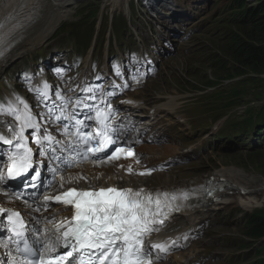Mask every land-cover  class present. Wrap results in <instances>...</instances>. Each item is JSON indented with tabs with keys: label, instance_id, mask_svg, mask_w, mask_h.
Wrapping results in <instances>:
<instances>
[{
	"label": "rangeland",
	"instance_id": "obj_1",
	"mask_svg": "<svg viewBox=\"0 0 264 264\" xmlns=\"http://www.w3.org/2000/svg\"><path fill=\"white\" fill-rule=\"evenodd\" d=\"M96 1L108 3L112 8L120 5L127 9L128 0L69 1L65 11L62 9L63 12H56L57 15L66 16L54 33L41 43L30 47L31 49L22 52L19 57L15 56L8 62L9 65H5L0 72V93L6 91L17 108H23L24 105L16 101L11 91L16 92L26 104H33L30 97H39L34 91L38 77L46 76L48 73L53 94L48 93L45 100L46 105L56 103L57 108L53 112L56 118L55 112L64 109L60 101L67 94L74 95L73 92L79 90L82 94L100 97L104 87L89 82L102 70L108 69L112 83L106 90H119L117 96L131 93V96L144 98L148 95L146 92L152 90L155 96H163L164 100L146 101L149 104L163 106L172 99L181 103L177 108L178 112L166 110L162 124L165 135L168 136L165 138L162 134L163 139L153 145L157 154L170 151L167 145L172 146L175 157L162 172L150 177L147 185L163 187V184L179 178L180 181L201 180L212 173L220 174L219 170L225 171L234 167L243 173V176H239V181L247 182L244 178L247 176L248 182L252 185H259L260 179L264 182V131L260 133L258 139L252 128L249 133L252 132L254 136L249 138V135L245 134L246 131L237 126L238 122L250 114V108L257 113L264 105V65L256 70L259 72L257 74L242 67L234 58L231 38L250 34V28L233 21L231 14L229 18H224L227 6L234 0H178L189 12L190 17L176 26L178 29L176 31L179 32L176 35L165 25L161 16H152L146 7L149 5L139 1L140 8L138 6L136 15L138 14L140 19L136 18V28H131L133 33L125 32L121 41L115 37L104 38L110 43V48L108 49L107 45L97 48L95 58L100 61L98 68L88 70L83 76L84 66L89 67L88 64L92 60L85 56L83 64L78 66L71 57V54L77 53L73 49L71 35L60 28L66 21L75 23L80 20L82 16L79 12L84 8L94 7ZM258 1L247 0V3L251 5ZM221 17L222 21H216ZM139 24L144 25L143 30ZM247 26L252 27V24ZM135 41L136 47L144 48L148 61L146 67V71L149 72L148 78L154 79L148 85V91L144 86L133 92L131 81L124 76L125 67L122 61H115V57ZM45 54L48 55L46 57L48 63L44 61L37 64L38 57ZM26 66L30 67V71L23 72L21 69ZM229 72L232 74H228ZM250 76L251 79L241 83L239 89L241 93H236L237 90L232 92L233 85ZM210 81L215 82L213 87L207 84ZM242 93L246 97H241ZM232 94L241 98H233ZM76 97L73 96V99ZM67 111L68 109L64 110L66 113ZM35 112L38 116L43 114L42 109ZM0 114L9 116L4 111ZM180 115H185L184 122ZM221 115H226L222 119V124L217 129H211V125ZM228 117H230L228 124L224 125ZM42 120L46 124L52 123L49 112ZM218 132L222 138L218 137ZM5 156V150H0L1 164H4ZM261 198L264 199V193ZM252 199L254 198L249 197L246 201ZM244 200L238 204L227 196L219 205L202 207L193 213V217L200 219L202 217V221L205 220L202 230L206 235L195 241L186 251L177 254V256L183 254L185 261L183 259L176 261L185 264H264V261L260 260L261 255H264V249L261 255L259 253V249L264 247V237L255 239L248 235V225L244 216L245 212H252L258 208L246 210ZM261 207L264 208V202Z\"/></svg>",
	"mask_w": 264,
	"mask_h": 264
},
{
	"label": "snow or ice",
	"instance_id": "obj_2",
	"mask_svg": "<svg viewBox=\"0 0 264 264\" xmlns=\"http://www.w3.org/2000/svg\"><path fill=\"white\" fill-rule=\"evenodd\" d=\"M117 74L119 73L117 72ZM48 87L45 84L43 91L37 90V95L46 99ZM86 91H90V89H86ZM57 95L59 94L57 93ZM17 101L24 105L25 112L21 114L19 109L13 110L11 105L8 112L19 122V130L17 131L14 126H9L8 130L13 133L14 139H8L0 133V142L16 149L8 156L11 163L7 169V178L13 179L33 168V150L28 147L27 138L24 136L26 129H33L34 143L41 148H43L44 140L49 141V146L52 143H59L47 133L46 129L45 135L40 136V125L35 122L36 118L31 114L27 104L19 97H17ZM2 111L4 108L0 106V112ZM57 119L59 120L61 117H57ZM96 119L98 123H104L108 116L102 117L98 110ZM82 123V121H77L78 136L80 135L79 126ZM99 135L104 136V139L97 141L94 147H87V152L95 155L97 152L106 151L107 146L115 143L106 130ZM92 139L91 134H88L84 136L83 142L89 145ZM75 142L73 141V143ZM123 151L117 147L107 159H119V154ZM127 154L130 156L133 153L129 150ZM128 171H132L131 167L128 168ZM150 172L151 170L147 174ZM144 174L140 173V175ZM5 179V175L0 174V181ZM61 187H63V183ZM44 201L45 203L55 201L65 209L71 208L73 216L60 223H56L54 217L49 220V223H52L54 227L51 230H46L50 235L42 244V250L33 251L26 246L24 251L34 259L22 262V264H152L150 258L152 251L167 253L170 247H175V241H171L170 244L167 242L152 243L150 248L145 247V238L159 230L158 225L163 224L167 213L158 215L157 212L161 207L160 201H153L152 194L146 193L143 189L102 187L78 190L70 188L54 197L45 196ZM153 204H155V210ZM4 211L6 210L0 209V212ZM13 215L19 217V213ZM13 215H10L8 219L16 227L18 221L13 219ZM60 249H67V251L62 253Z\"/></svg>",
	"mask_w": 264,
	"mask_h": 264
},
{
	"label": "bare ground",
	"instance_id": "obj_3",
	"mask_svg": "<svg viewBox=\"0 0 264 264\" xmlns=\"http://www.w3.org/2000/svg\"><path fill=\"white\" fill-rule=\"evenodd\" d=\"M69 1L71 0H0V23L7 19H10L12 21L11 17H17L21 13L27 10L33 9L35 5H38L37 13L34 15V19L29 25V28L26 30L25 36L14 46V48L6 56H4L0 60V71L3 70V67L5 66V64L7 65L8 62L11 61L15 56L19 57L18 55H20L22 52H25L26 49H29L30 47L35 46L36 44L40 43L43 39H45L47 36H50L54 33L53 31L56 30L55 27L57 26V23H60L63 19H65V15L64 16L57 15L56 12L57 11L63 12V10L65 11V8L66 6H68ZM147 3L150 5L152 10L156 12V15H160L163 18L165 25L168 27H171L170 25L172 24H176L175 26H177L180 24L181 21L188 18L187 10L181 4L177 3L175 0H148ZM165 12H169V15L167 16ZM41 29L42 31H40ZM176 30H178L176 27L174 30H172L173 34H176L177 32ZM147 94L150 97L154 96V92L152 91H150ZM126 101L128 102L138 101V105L136 106L138 107V106H141L140 101L142 100L135 98V97H131L127 99ZM179 106H180V103L177 101L175 102L174 99L170 100L167 104L163 105V107H166L171 111H177L178 110L177 108H179ZM85 107H86V104H84L82 108H85ZM161 107L162 106H157L155 108L154 114H156V112L159 109H161ZM24 112L25 111H22L21 114H23ZM49 115H50V120H53L51 112H49ZM138 115L143 116L146 114H138ZM35 122L38 123L39 125L40 123L44 124L43 126H40V131L42 130V127L46 126V123L42 119L40 122L37 120H35ZM9 124L10 122H8L5 118L2 117L0 119V133H2L5 137L8 134H11L9 136V139H14L13 133L8 130ZM18 124L19 122L16 120L12 123V126L17 128V131L19 130ZM48 126H49V131H53L51 128L53 126L52 123H49ZM25 133L28 134L27 129L25 130ZM3 148L4 147L0 145V149H3ZM140 151L143 153L145 152L148 154H152L153 156L152 158H150V160H154L155 163L157 162L159 164H165L167 162V159L173 156V154L175 153V152L163 151L160 154H157L154 150V146L148 145V144L140 147ZM41 159L42 158H40V160ZM77 168H80V166ZM84 168L87 170V172H90L92 176V177L88 176V181L91 183H94L95 180H100L103 184H107L108 182H110V184L114 183L118 185L127 182L129 183V185H132L135 188V190L142 188V185H146L144 181L147 178H149V177H141V178H137L134 180L131 179L128 181L127 178L122 177L120 174H118L114 170V165L110 161L104 162L102 166L91 164V165H85ZM240 171L241 170H239V168H236V167L232 169H227L225 171L223 170L218 171V173H220L219 175L224 176L227 182L225 189H223V191L219 193L221 198L225 199L228 196V199L231 198V201H235L238 204H239L238 198H245L247 200L249 199V197H251V198L256 199V200L248 201L244 204L245 207L248 209L261 205L264 202V199L262 200L263 196L260 199L261 195L264 193V182H261L260 181L261 179H260L259 185H252L250 182H248L249 178L247 176L244 177L247 182H244L243 180H241L242 178L240 179L241 181H239L238 179L239 176H243V173H240ZM79 172L81 171L79 170ZM79 172L76 170H73L70 173V175L73 176L77 181L83 183L82 180H80L81 177L79 175ZM254 178L256 177L254 176ZM62 180L64 182V177ZM4 182L5 181H0V205L1 204L11 205V206L17 205L18 203H20V200L16 199L9 193L3 192L5 191V189H2ZM200 182L202 181L201 180H195V181L182 180L180 181V178H179V179L174 180L171 183L163 184V188L165 189L175 188V187H180V186L189 188L193 185L199 184ZM233 184L235 186L233 188L230 187ZM240 187L242 188L241 191H247L249 193L245 194L243 192L236 191V189H239ZM228 191H230L232 195H238V197H233ZM251 193H254V194L251 195ZM219 203L220 202L218 201L217 203L213 205L217 206ZM23 204H26V202H24ZM21 208L24 209V206ZM25 210H26L25 211L26 215L28 217H31L33 211H35L34 208L33 209L30 208L29 205L27 206V209Z\"/></svg>",
	"mask_w": 264,
	"mask_h": 264
},
{
	"label": "trees",
	"instance_id": "obj_4",
	"mask_svg": "<svg viewBox=\"0 0 264 264\" xmlns=\"http://www.w3.org/2000/svg\"><path fill=\"white\" fill-rule=\"evenodd\" d=\"M246 2L247 0H235L232 9L235 10L234 21L250 28V34L232 37L231 51L242 67L258 74L256 70L264 65V0H259L256 5H247ZM249 24H252V27H248ZM246 223L250 236L255 239L264 237V211L246 216ZM262 251L263 248L260 249V255ZM260 259L264 261V257Z\"/></svg>",
	"mask_w": 264,
	"mask_h": 264
},
{
	"label": "clouds",
	"instance_id": "obj_5",
	"mask_svg": "<svg viewBox=\"0 0 264 264\" xmlns=\"http://www.w3.org/2000/svg\"><path fill=\"white\" fill-rule=\"evenodd\" d=\"M249 235V234H248ZM250 236V235H249ZM263 238V237H262Z\"/></svg>",
	"mask_w": 264,
	"mask_h": 264
}]
</instances>
